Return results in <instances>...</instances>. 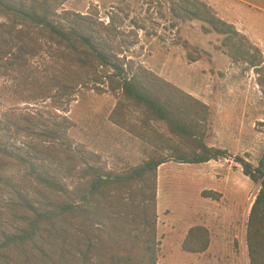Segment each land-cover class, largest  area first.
<instances>
[{
  "label": "rangeland",
  "instance_id": "374dc122",
  "mask_svg": "<svg viewBox=\"0 0 264 264\" xmlns=\"http://www.w3.org/2000/svg\"><path fill=\"white\" fill-rule=\"evenodd\" d=\"M173 1L187 0H68L58 12L80 13L104 25L113 23L120 35L105 39L110 46H119V58L132 62L129 77L136 75L162 100L173 95L164 84L169 83L200 101L206 106L198 109L203 117V142L228 153L226 159L207 163L171 160L158 167L157 264H249L247 223L260 186L243 174L234 157L257 165L264 151V0H249L256 8L234 0H189L206 4L245 35L248 45L254 47L252 54L263 61L256 68L230 54L214 52L215 47L195 34L196 22L173 28ZM12 24L0 13V45L9 40L10 33L15 35ZM35 37L38 50L26 74L37 76L52 62L47 56L51 45L44 37ZM183 40L188 46H183ZM188 53H198L199 59L190 61ZM148 73L159 80H151ZM30 88L17 74H5L0 68V145L14 155L5 168L10 185L0 183V231L10 230L20 220L16 191L41 199L28 166L16 156L43 157L44 169L55 174L78 201L88 179V165L115 173L152 156L169 154L120 126L141 129L144 112L120 91H113L104 76L97 84L79 87L73 97L32 100L29 97L37 93ZM143 131L156 141L170 139L183 147L164 122L150 121ZM205 191L218 196L206 197ZM194 226L210 233L209 247L201 254L182 250L184 238ZM74 255L60 253L55 264H81Z\"/></svg>",
  "mask_w": 264,
  "mask_h": 264
},
{
  "label": "trees",
  "instance_id": "16d2710c",
  "mask_svg": "<svg viewBox=\"0 0 264 264\" xmlns=\"http://www.w3.org/2000/svg\"><path fill=\"white\" fill-rule=\"evenodd\" d=\"M66 1L0 0V13L13 23L11 29L15 34L9 29V40L0 45V68L5 74L15 73L19 79H24L37 93L29 97L32 100L73 97L79 87L97 84L104 76L113 91H120L124 99L144 112L141 129L118 124L169 154L152 156L115 173L88 165L85 171L88 179L78 201L70 197L55 174L44 169L43 157L16 156L20 163L28 166L29 177L41 192V199L16 191L22 213L10 230L0 231V264H55V257L60 253L74 257L77 254L81 264H157L158 167L171 160L202 164L226 159L228 153L203 142V117L198 109H205V105L169 83L164 84L173 95L162 100L136 75L129 77L132 62L125 63L124 57L119 58V46L112 47L105 39H117L120 31L111 22L104 25L80 13L58 12V7ZM171 5L173 28L179 25L185 28L196 22L199 28L195 34L215 47L214 52L235 56L252 68L262 65V59L257 60L252 54L254 47L248 45L245 35L206 4L187 0L173 1ZM181 28L178 33L182 32ZM35 36L44 37L51 45L47 56L52 64L45 68L44 74L31 76L26 73L38 50ZM183 46H188V42L183 40ZM255 50L258 49L255 47ZM187 56L192 62L199 59L198 53ZM148 74L151 80H159ZM150 121L164 122L170 133L181 139L183 147L170 139L163 143L150 137L151 134L143 131ZM13 156L0 145V183L7 186L10 183L5 168L7 160ZM234 161L246 177L260 186L248 216L246 244L249 264H264V151L257 165L239 156H235ZM203 195L214 199L218 196L213 191H205ZM209 244V231L194 226L187 232L182 250L200 254Z\"/></svg>",
  "mask_w": 264,
  "mask_h": 264
},
{
  "label": "crops",
  "instance_id": "0c3cea01",
  "mask_svg": "<svg viewBox=\"0 0 264 264\" xmlns=\"http://www.w3.org/2000/svg\"><path fill=\"white\" fill-rule=\"evenodd\" d=\"M234 1H236V2H240V3H242V4H247V5H250V6H252V7H254V8H256L257 6L256 5H254V4H251V2L249 1V0H234ZM257 9H259V8H257ZM263 11V10H262ZM217 15V14H216ZM224 20V19H223ZM207 251V250H206ZM205 251V252H206ZM191 254V253H190ZM201 254V253H200Z\"/></svg>",
  "mask_w": 264,
  "mask_h": 264
}]
</instances>
